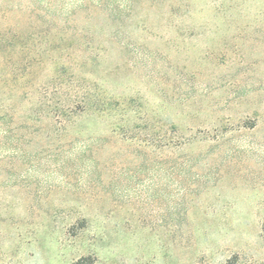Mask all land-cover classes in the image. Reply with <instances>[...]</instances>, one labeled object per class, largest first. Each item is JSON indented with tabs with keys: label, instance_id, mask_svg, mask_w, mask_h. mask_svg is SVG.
Segmentation results:
<instances>
[{
	"label": "rangeland",
	"instance_id": "1",
	"mask_svg": "<svg viewBox=\"0 0 264 264\" xmlns=\"http://www.w3.org/2000/svg\"><path fill=\"white\" fill-rule=\"evenodd\" d=\"M0 31V264H264V0H0Z\"/></svg>",
	"mask_w": 264,
	"mask_h": 264
},
{
	"label": "trees",
	"instance_id": "2",
	"mask_svg": "<svg viewBox=\"0 0 264 264\" xmlns=\"http://www.w3.org/2000/svg\"><path fill=\"white\" fill-rule=\"evenodd\" d=\"M107 1V0H105ZM34 12V11H33ZM7 31L5 32H1L0 31V48L2 46H9V47H14L16 44H14L13 41H11L9 38V41H6V39H4V37L6 36ZM13 36L16 37V34L13 33ZM82 105H78L76 104H71V103H67L66 105H62V107H60V109L58 111H55L57 113H77V112H81V111H85V110H98L99 109V105L97 103H95V101H91L88 100V96L85 97V99L83 101ZM66 111V112H65ZM228 264H231V261H228Z\"/></svg>",
	"mask_w": 264,
	"mask_h": 264
}]
</instances>
